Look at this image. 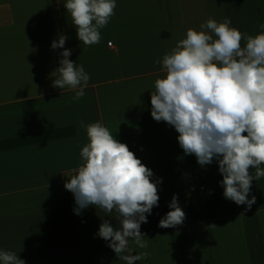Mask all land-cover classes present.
I'll return each mask as SVG.
<instances>
[{
    "label": "crops",
    "instance_id": "0c3cea01",
    "mask_svg": "<svg viewBox=\"0 0 264 264\" xmlns=\"http://www.w3.org/2000/svg\"><path fill=\"white\" fill-rule=\"evenodd\" d=\"M64 3L0 0V251L25 264H126L97 235L103 220L119 226L115 213L89 206L77 215L64 188L83 163V120L102 123L152 170L158 206L175 194L185 213L181 225L143 233L147 248L129 240L130 254L148 253L135 264H264V177L252 181L250 209L225 199L217 162L201 167L150 113V92L164 75L155 60L209 18L227 17L253 36L264 31V0H116L91 46L77 38ZM60 35L90 76L78 101L52 86L62 49L50 45Z\"/></svg>",
    "mask_w": 264,
    "mask_h": 264
},
{
    "label": "clouds",
    "instance_id": "9594fccd",
    "mask_svg": "<svg viewBox=\"0 0 264 264\" xmlns=\"http://www.w3.org/2000/svg\"><path fill=\"white\" fill-rule=\"evenodd\" d=\"M64 8L77 38L91 46L100 42V29L115 14L116 0H65ZM230 25L227 17L222 22L209 18L200 30L187 29L162 60L154 61L164 75L155 80L150 92V113L155 121L175 129L183 153L194 155L201 167L215 160L223 177L218 183L224 198L246 205L247 210L256 199H249L252 181L264 177V31L253 36ZM259 28L264 30V22ZM66 40L60 35L50 45L62 49L59 66L50 73L55 77L52 86L74 91L71 99L78 101L90 76L83 65L69 59ZM80 125L88 137L79 153L83 163L64 182L74 197L73 211L79 215L94 206L115 213L119 226L103 220L97 235L108 242L116 257L135 264L148 253L130 254L129 240L139 248L148 246L140 227L147 223L146 214L158 206L157 182L150 179L152 170L102 123L81 120ZM169 209L158 227L183 224L186 216L175 194ZM0 264L25 261L15 252L0 251Z\"/></svg>",
    "mask_w": 264,
    "mask_h": 264
},
{
    "label": "trees",
    "instance_id": "16d2710c",
    "mask_svg": "<svg viewBox=\"0 0 264 264\" xmlns=\"http://www.w3.org/2000/svg\"><path fill=\"white\" fill-rule=\"evenodd\" d=\"M169 210H170L169 204L163 205L161 207L160 206L153 207L151 214H146L147 215V223L141 224L140 231L142 233H147V232H151V231L168 229V228L158 227V222L165 215V213ZM157 211H159V214L155 215V212H157Z\"/></svg>",
    "mask_w": 264,
    "mask_h": 264
},
{
    "label": "rangeland",
    "instance_id": "374dc122",
    "mask_svg": "<svg viewBox=\"0 0 264 264\" xmlns=\"http://www.w3.org/2000/svg\"><path fill=\"white\" fill-rule=\"evenodd\" d=\"M46 255H47V256H49V257H51V256H53V255H54V253L47 252V253H46ZM56 261H57V260H56Z\"/></svg>",
    "mask_w": 264,
    "mask_h": 264
},
{
    "label": "built area",
    "instance_id": "2783aa9c",
    "mask_svg": "<svg viewBox=\"0 0 264 264\" xmlns=\"http://www.w3.org/2000/svg\"><path fill=\"white\" fill-rule=\"evenodd\" d=\"M109 45H111V42L108 43ZM74 174V173H73ZM72 175V174H71ZM159 211L155 212V215H158Z\"/></svg>",
    "mask_w": 264,
    "mask_h": 264
}]
</instances>
